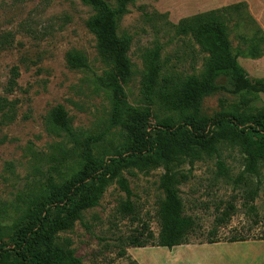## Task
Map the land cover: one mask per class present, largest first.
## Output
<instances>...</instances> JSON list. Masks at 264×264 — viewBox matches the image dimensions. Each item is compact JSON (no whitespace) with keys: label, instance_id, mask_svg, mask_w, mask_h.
<instances>
[{"label":"rangeland","instance_id":"374dc122","mask_svg":"<svg viewBox=\"0 0 264 264\" xmlns=\"http://www.w3.org/2000/svg\"><path fill=\"white\" fill-rule=\"evenodd\" d=\"M210 11L227 20L232 48L249 78L264 80V0H137L119 23L120 35L131 38L133 74L126 95L132 105L144 104L146 61L158 48L164 76L178 81L202 72L206 54L176 27L183 19ZM92 15L81 0H0V223L6 243L25 213L26 198L38 196L50 175L59 178L52 167L63 172L77 167L82 141L99 137L96 154L108 158L123 143V129L110 121V100L98 80L106 67L86 25ZM254 37L257 50L252 48ZM70 52L85 55L89 67L70 69ZM217 83L219 87L203 96L200 117L264 112V92L228 90L225 78ZM58 105L69 114L73 136L49 122L50 111ZM221 159L229 169L226 177L217 175L216 157L193 165L184 159L171 164L189 176L180 187L184 210L198 223L189 244L171 250L129 246L133 238L144 240L151 234L155 241L159 236L164 165L123 172L132 191V212L123 210L127 195L114 183L100 204L62 237L84 264H264V165L249 186L236 185L245 169L240 144L223 145ZM254 188L258 193L251 202L247 194ZM231 204L234 215L219 225L217 218ZM209 233L225 241L244 236L249 243L206 244Z\"/></svg>","mask_w":264,"mask_h":264},{"label":"trees","instance_id":"16d2710c","mask_svg":"<svg viewBox=\"0 0 264 264\" xmlns=\"http://www.w3.org/2000/svg\"><path fill=\"white\" fill-rule=\"evenodd\" d=\"M81 1L93 10L86 25L96 38L99 56L106 67L98 80L110 100V121L123 129V143L108 158L96 154L100 138L89 136L80 143L76 168L63 172L52 167L59 178L50 175L38 196L26 198L25 213L15 221L13 237L7 243L0 223V264H84L62 234L72 231L86 211L97 207L114 183L127 195L123 210L132 212V191L123 172L134 167L164 165L166 172L161 176L160 187L165 196L158 212L161 230L157 240L153 241L150 234L144 240L131 239L129 246L145 248L151 244L171 250L189 244L198 229L195 217L185 212L180 194V187L189 176L174 171L171 164L184 159L193 165L198 160L216 157L217 175L226 177L229 169L221 159V149L223 145L239 143L245 155V169L237 176L236 185L243 182L249 186L251 178L258 176L264 165V112L243 117L236 114H219L213 119L200 117L203 96L209 88L219 87L217 81L221 78L227 80L228 86L224 87L234 92H264V80L253 81L238 61L229 38L228 22L218 11L183 19L176 27L178 34L191 37L206 54L202 72L178 81L164 76L161 49H156L146 61L142 79L144 104L136 106L126 95V84L133 74L129 57L131 38L120 35L119 23L137 0H114L113 4L108 0ZM256 40V37L251 40L254 49ZM67 65L72 70L89 67L86 56L79 52L68 54ZM159 109L164 111L162 116ZM48 118L60 132L74 135L63 105L54 107ZM247 123L253 126L244 127ZM257 193L256 188L248 192L251 202ZM234 213L235 206L231 204L217 222L227 224ZM248 240L234 236L225 241L209 233L204 243ZM130 264L138 262L133 260Z\"/></svg>","mask_w":264,"mask_h":264},{"label":"crops","instance_id":"0c3cea01","mask_svg":"<svg viewBox=\"0 0 264 264\" xmlns=\"http://www.w3.org/2000/svg\"><path fill=\"white\" fill-rule=\"evenodd\" d=\"M243 243H249L248 241H244Z\"/></svg>","mask_w":264,"mask_h":264}]
</instances>
